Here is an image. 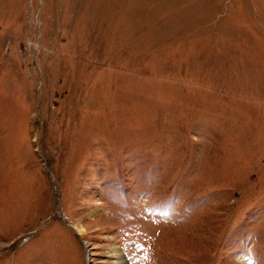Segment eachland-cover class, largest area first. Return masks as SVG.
Masks as SVG:
<instances>
[{
	"label": "rangeland",
	"instance_id": "rangeland-1",
	"mask_svg": "<svg viewBox=\"0 0 264 264\" xmlns=\"http://www.w3.org/2000/svg\"><path fill=\"white\" fill-rule=\"evenodd\" d=\"M112 250L264 264V0H0V264Z\"/></svg>",
	"mask_w": 264,
	"mask_h": 264
},
{
	"label": "bare ground",
	"instance_id": "bare-ground-1",
	"mask_svg": "<svg viewBox=\"0 0 264 264\" xmlns=\"http://www.w3.org/2000/svg\"><path fill=\"white\" fill-rule=\"evenodd\" d=\"M81 230V229H80ZM112 255L114 258V263L113 264H125L122 260V258L119 256L116 250H112Z\"/></svg>",
	"mask_w": 264,
	"mask_h": 264
}]
</instances>
